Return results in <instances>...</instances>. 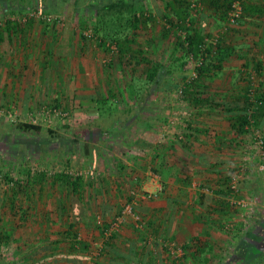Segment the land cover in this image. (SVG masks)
Instances as JSON below:
<instances>
[{"label":"rangeland","instance_id":"374dc122","mask_svg":"<svg viewBox=\"0 0 264 264\" xmlns=\"http://www.w3.org/2000/svg\"><path fill=\"white\" fill-rule=\"evenodd\" d=\"M168 1L171 0L136 1L137 9H144L152 13L154 20H151L145 25V28L138 30L136 41L132 43L131 46L133 49L144 48V50H146L145 53L151 59L162 61L166 65L172 66L175 64L174 62L176 61L175 58L178 52L176 51L174 43L175 36H165V27H169L167 17L171 16L170 13H172L166 8ZM190 1L193 3L189 8L190 13H192L194 17H201L200 26H204L205 31L212 35V37L209 38V43H215L217 38H220L226 44L232 45L235 49L234 53L225 57L222 69L217 70L214 75L207 78L205 86L194 89V92H199V97L204 100L201 104L192 103L189 100L190 95L184 98V92L180 95L179 89L161 90L158 88L157 84L153 83L151 85V83L147 82L144 66L139 67L137 77H135L134 80L136 86L139 84V88L136 89V92L140 93V97L131 100L129 97L130 90L127 91V89L129 88L128 84L131 79L133 65L128 63L123 65L118 64V60L117 58L115 59L113 53L105 54V51L98 47V40L94 32L96 17L93 16V13L97 10L96 6L99 5L98 1L81 0L80 6L75 5V0L8 1V4L13 5L17 9V11L9 17L12 16L17 20H23L27 15L25 11L21 9L23 7H36L34 10H31V12H40L41 15H53V17L57 16V20L53 18V21L50 22L39 16L36 19L32 18L33 21L44 25H50L54 29L58 27L64 30V32L62 31L64 36L70 35V37H72L74 34L76 36L74 37L76 41L75 39L74 42L72 39H70V41L76 45V48L78 45L77 36L79 37V49L77 48L73 55L82 61V72L85 71V73H87V79L90 78L91 73H95L97 70V73L100 75L99 84L96 85V88L93 87L92 90L95 91L100 89L97 90L99 96L107 90L103 82V80L106 81V79L111 80L112 87L116 89L125 87L127 92L124 93L126 95L125 99L120 98V100H122L120 106L122 108H120V111L116 109V111L112 112L114 114H111V112H109V114L106 113V120L104 121L99 117L98 120H93L91 115L88 116V114H86L87 110L82 111L77 109L75 107L76 101L78 104H81V101L79 102L76 98L72 97V91L68 93L66 91L68 88H66V90L64 89L65 94L60 98L62 102L54 103L48 100L43 102L51 106L58 104L64 108L73 110L72 118L74 121H66L64 123L56 122L52 127L58 131V136H51L47 130L41 133L12 131L15 140L7 146L9 150L5 154L0 150V155H3L0 158V231L9 233L13 240L9 245L0 247V264H60L63 261H68L66 255L73 256L75 251L68 246L59 248L64 242L63 240L62 242L60 241V243L55 242L56 245L53 241L57 240L58 236L59 239H61L63 236L57 234L65 231L72 222L76 227V229L74 228L72 231H77L82 240H85L90 246L88 250H78L79 252H75L78 253L76 256L70 257L72 260L77 259V261H79L77 264L88 263L90 261V248L93 246L92 252L95 251V248H97V240L99 242L105 240L101 234V226L99 225H103L109 214L104 216L103 210L105 208L98 207L102 205L101 203H104L105 197L92 192V196L95 197H92L93 199L84 206V204L82 205L80 203L79 198H73L72 196L68 197L66 188L61 184H53L52 182V175L65 167H69L73 170L88 169L89 162L82 155L81 142L77 143L73 141V139H77L75 133L78 132L92 135L96 133L91 137V140L105 149L102 157L98 160L95 170L98 175L101 173L104 179H113L112 176L117 175V171L118 173L121 172L123 168L121 162L124 164L126 162L130 164L135 162L137 165H141V170H138L139 173H143V175L140 176L141 180L136 178L135 181L130 179L128 182L126 181V185L124 186L126 190L124 195L121 196V198H129L130 191L134 189L142 196L146 193L152 194V197L149 199L139 197L137 200L139 206L137 205L138 207L136 210L143 215L146 222L145 228L141 231L136 230L135 225L132 223L134 222L132 219L129 225V230L131 231L129 233H133L135 237L142 241V244H139L140 250L138 253H140L144 259L143 262H138L136 264H166L172 262L174 257L169 251L166 244L167 242H175L176 247H181L184 243L181 240L183 232H191L192 234L197 233L196 236L202 235L203 237V228L208 227V231L218 234V237L215 239L217 248H215L210 255L211 264H224L226 259L233 257L232 255H240L238 250L239 239L246 231L245 229H240V224L242 222L246 223L248 220L250 224H254L256 219L264 217V174L261 173L258 168L260 151H258L259 147L256 146L257 144L254 138L256 129H260L261 133L264 135V125L261 129L253 124L249 133L238 135L239 158L236 160L237 163H232V165H235L234 170H232L234 171L233 176L236 174L243 175L239 182V187H241V189L234 198L233 193L229 196L230 207L228 206V208L230 209V217H225L220 221L221 223L217 222L209 226L203 223V217L206 220L207 214L211 216L213 210L211 209L202 213L201 207H194L199 210V212H194L191 205L193 191L189 190L190 192L188 191V193L179 192L177 190L178 188L172 187V185L169 189L166 187L167 185L162 184L161 179L163 178H159L160 174L158 172L162 173L165 169V166H163L164 163V165L167 163L169 165L172 164L165 156L162 159L163 163H158L156 160L158 156L156 157V154H153V146H150L151 144L149 143L153 144V142L156 143V141L159 143L161 141L162 144H165V142L170 144L172 141L182 142L173 138H177V134H169L171 131L168 133L163 128V125L170 117L181 116V111L186 110L190 114L195 113L194 108L198 106L200 109H203L206 114H209L208 118L205 115V117L201 119L203 122H206L205 124L199 120L201 124H198V126L200 127L206 124L209 126L214 125V123L217 125L218 123L216 122L220 121L229 125L230 121L225 116L227 113L224 107L220 106L218 103H223L224 105H232L233 102L237 103L238 97L244 95L247 89H250L249 95L252 101H255L258 92L260 90L264 91V69L259 73L255 65L256 61H264V16L262 18L247 16V18L242 19V22L239 24L237 21H232V15L229 21H217L213 16L216 15L215 10L211 9L208 0H206L205 3L201 0ZM61 3L64 5L62 9L60 8ZM60 9L62 10L61 12ZM0 10H2L1 6ZM6 18L4 14H0V23L1 20ZM83 21L90 22L91 26H85V23L82 24ZM27 22L25 23L29 24ZM71 25L73 26L74 32L69 33V28L66 29V27H70ZM85 32L92 35L89 36V44L87 45H85V41H83L81 37ZM66 39L67 38L64 37L65 43L63 46H68ZM70 45H72V43ZM65 56L64 54L61 57L65 58ZM112 59L114 64L110 66L109 62ZM189 61H191V58L188 57L184 65L178 62L176 66H173L174 74L167 75L166 78L163 79V82L166 83L167 80H171L175 83L179 82V87H185L187 80H192L193 77H195V69L193 65L189 64ZM93 64H95L94 69L96 70L92 69ZM61 71L58 74H62V79L63 75L67 77L66 81L63 79L65 87L67 83L69 84L68 80L71 78L69 72L70 68L68 67L65 70L62 67ZM81 90L88 91L90 89L82 84ZM115 102L116 101H113V98H111L108 105H113L114 109L116 105ZM124 108L125 110H122ZM14 111L19 113L13 112L12 118L2 117L3 121L0 122V125H2L3 129L8 120L14 121L13 119L22 116V113L18 109H14ZM115 113L116 116L120 118L119 120L115 117ZM135 113H138L137 115L141 116V119L144 120L141 123L142 127L138 129V126L134 124L133 127L128 130L123 124L128 120L131 122L133 117H135ZM190 114L184 117L185 120L190 117ZM154 117H161L160 125L157 126L156 129H150V131L149 129H145L147 124H152L149 121L153 120ZM120 124L122 128H116ZM144 126L145 128H143ZM219 127L217 129H211V133L207 134L206 138L217 134L218 131L221 132L218 130L220 129ZM44 128L48 129L47 127ZM102 130L111 133L112 138L109 134L104 138L99 137L97 133H100ZM153 132L154 134H152ZM2 135L3 132L1 136ZM155 135L156 137L154 138ZM135 140H139L138 145L135 144ZM186 140L187 139H185L184 142ZM188 144L189 142L187 141L186 145ZM228 144H230V142ZM141 145L145 148H140L142 147ZM132 150L139 156L138 159L128 156V154L132 153ZM24 155H26V158L22 161L21 159ZM153 157H156L154 159L157 161L156 163L152 162ZM60 159H63L62 163L59 162ZM128 160H130V162H128ZM189 161H191L188 164L189 172L195 173L196 171L190 168L191 165L195 166L192 159ZM29 169L31 171L33 170L35 173L38 171L46 172L48 179L44 183L43 190H39V187H36V191H31L30 195L22 194L17 196L14 192V183L8 181L6 176L11 174L10 176H14L15 179L26 182L28 177L27 170ZM232 170L231 173L233 172ZM164 172L167 173V170ZM103 178H100L99 182L96 184L101 185L100 183H102L101 180H103ZM152 179L156 181L155 183L159 184L160 189H153V186L150 185L153 183ZM245 183H249V187L245 186ZM198 185L199 180H196L195 187H198ZM210 193H212V191H210ZM170 195H176L179 199H184L187 196V202L185 200L186 204H188L187 209L177 207V204H180L182 200L176 203L177 206L174 204L175 202L168 201L167 199ZM232 199H234V201L243 200L246 202V206L244 207L236 202L232 203ZM13 200L15 202V210L11 209ZM61 201L67 204L66 212L64 211L66 220H62L59 224L61 220L59 215L62 212ZM115 203L120 205L121 202L118 199ZM200 204L202 203L200 202ZM21 206L24 208L27 206L29 207V213L26 217H23L21 214L23 209L21 208V210H19ZM82 207L86 209L84 208L85 210H82ZM176 210L180 211V215L187 216L189 219L192 215L196 214L199 223L188 226H186L187 223L174 225L169 221V217L173 218V221L174 219H178L180 215L176 214ZM51 217L54 218L53 221H51ZM249 217H251V221ZM55 219L57 221H55ZM111 219L112 218H110V220ZM182 219L179 218L181 221ZM150 224L157 229V232L152 231ZM206 224H208V222H206ZM229 228L235 229L233 232L234 234L229 233ZM50 236L51 239H49ZM172 237H174L175 240H172ZM49 240L50 244L54 246L52 254L41 255L46 251L42 249L46 247V242ZM137 241L139 240H135L136 243L131 242L129 246H137ZM126 244H128V242L120 243L122 246L119 247V249L123 250V247H127ZM33 253V257H29ZM24 257H29L30 259L27 258L23 260ZM188 258V260H184V264H200L193 257L189 256Z\"/></svg>","mask_w":264,"mask_h":264},{"label":"trees","instance_id":"16d2710c","mask_svg":"<svg viewBox=\"0 0 264 264\" xmlns=\"http://www.w3.org/2000/svg\"><path fill=\"white\" fill-rule=\"evenodd\" d=\"M9 0H1V7L0 14L7 17L4 20H1L0 23V39L2 38L1 29L6 25L4 29H11L12 26H21L25 24L24 20H17L13 19V17H9L13 15L17 9L13 6L8 4ZM15 1V0H12ZM98 1V6H96V12L93 13L96 17V26L94 27L95 37L98 40L97 44L105 54L113 53L115 59L117 58L118 64H131L133 65L131 79L128 84L129 97L131 100L135 98L138 99L140 97V93L136 92V89L139 88V84L137 86L134 84L135 77H137V71L140 66L145 67V76L147 82L157 84L158 88L161 90H175L178 89L180 86L179 82L175 83L171 80H167L166 83L163 82V79L166 78L169 74H174L173 66H176L178 62H181L182 65L185 64L188 57L192 54L193 56L200 60V65L197 66V76L193 77L192 80H187L186 86L183 87V92L185 94L184 98L190 95V101L192 103H201L203 102V98L199 97V92H194L195 88H200L206 85L207 78H210L214 75L217 70H221L223 67V62L225 57L231 53L235 52V49L232 45L226 44L220 38H217V41L209 43V38L212 37L211 33H207L204 29V26H200V18L194 17L192 13H190L189 8L193 4L190 0H171L167 2L166 8H168L172 13L171 16L167 17L169 22V27H165V36L170 37L171 35L175 36V48L178 52L176 56L175 64L172 66H168L162 61H155L151 59L144 50V48L140 49H133L132 43L136 41V35L139 29L145 28L151 20H154L152 13L147 12L144 9L138 10L137 9V0H96ZM204 3L206 0H201ZM13 4V2H12ZM81 0H75V5L80 6ZM208 4L211 9L215 10V14L213 15L217 21H229L231 17L232 11L236 8V6H241V13L239 16H236V21L239 23L242 22V19L247 18V16L259 17L262 18L264 16V0H208ZM63 3H61L60 8H63ZM23 7V6H22ZM21 7V8H22ZM36 7H28L22 8V11H25L26 15L28 16V22H33V19H30V12L34 10ZM60 9V12L62 11ZM85 23V26H91L90 22H82ZM4 25V26H3ZM50 26V25H48ZM181 33V34H180ZM83 41H85V45L89 44L88 39L89 36L82 34L81 35ZM114 46V47H113ZM114 62L113 59L110 60L109 65L113 66ZM256 68L261 73L264 69V61H256L255 62ZM186 79V78H185ZM132 80V81H131ZM150 85V86H151ZM146 86V85H145ZM147 87V86H146ZM148 88V87H147ZM199 91V89H198ZM250 89H247L244 95H240L238 97V102L235 106L231 105H224L223 103H218L220 106L224 107L225 111L230 114L231 120V127L232 130L237 133V135H242L245 133H249L251 130V126L255 124L256 126L263 128L264 125V91L260 90L255 97V101H252L249 95ZM187 98V97H186ZM98 110H99V118H105V114H114L112 112L120 109V102L118 101L113 109V105H108L111 101V97L98 99ZM137 101V100H135ZM242 104V105H241ZM58 105V104H56ZM115 117L119 118L116 116ZM98 119V118H97ZM3 121L2 117H0V122ZM183 128V139H177L179 141L184 142L187 137L190 136H198V135H207L210 134L208 129L195 127L194 120L186 119L184 124L182 125ZM19 131V132H36L41 133L44 130H47L51 136H58V131L54 128L50 127L45 129L42 125L33 124L25 121H12L8 120L5 124V128L3 129L2 125H0V150L5 154L9 148L7 147L11 142L15 140L12 131ZM3 132V135L1 136ZM7 132V133H6ZM96 133H94L95 135ZM99 137H106L108 132L101 131ZM94 135L92 134H82V133H75L76 140L73 139L75 142H81V150L82 155L87 159L89 162V169L96 170V166L98 163L99 158L102 157L103 153L105 152L104 148L98 143L93 142L91 137ZM7 149V150H6ZM3 155H0V158ZM26 155L23 156L21 159L24 161ZM156 158V157H154ZM63 159H60V163H62ZM154 163V161L152 160ZM122 167L127 169L128 171V179L135 181L136 178L140 179V176H133L135 169H132L128 164H124L121 162ZM164 166V164H163ZM11 175V174H10ZM7 175L6 178L8 181L14 183L15 186V193L17 196L22 194L30 195L31 191H36V187H39V190H43L44 183L48 179V175L46 172L38 171L35 173L33 170H27V180L26 182L15 179L14 176ZM103 175L101 173L93 178L90 176H76L69 173H65L64 171H58L54 175H52V182L53 184H61L64 188H66L67 196H72L73 198H79L80 203L86 206L87 202L91 201L95 196H92V192L95 194H100L101 196H105V193L101 189H105V182L103 180L100 188V192L96 191L97 182H99L100 178ZM122 178L126 179L125 176H121ZM233 175L227 176L224 179V183L226 185L225 189L220 188L219 192L226 196H230L234 191L232 188V180ZM122 182V181H121ZM121 184V183H120ZM124 185V183H123ZM239 186V184H238ZM202 187H206L202 185ZM241 189V187H239ZM201 189V188H200ZM211 189V188H210ZM135 190V189H134ZM132 190V191H134ZM132 191L129 194V200L126 204L133 201V194ZM197 195V200L202 202L205 201L206 195L201 193ZM30 197V196H29ZM93 197V198H92ZM17 200V197H16ZM62 200V199H61ZM62 202V201H61ZM103 202H106L103 201ZM173 202L178 203L179 199L173 200ZM14 200L11 203V209L15 210L14 207ZM105 205V204H104ZM135 211L140 214L136 208ZM67 204L64 202L61 203V213L60 219L65 220L64 213L66 212ZM227 206L230 207V204ZM22 210L23 217H26L29 213V207H19V210ZM83 208V207H82ZM85 208V207H84ZM82 210H85V209ZM124 209L122 207L119 212ZM18 210V212H19ZM65 211V212H64ZM112 211V207L105 206L103 210V215L107 216L110 215ZM118 212V213H119ZM117 215V214H116ZM115 215V216H116ZM141 215V214H140ZM144 219L143 215H141ZM252 217V216H251ZM251 217L250 221H251ZM114 219V218H113ZM105 220L103 225L101 226V234L105 238V232L107 229H110L111 222L113 221ZM132 219V218H131ZM145 220V219H144ZM134 225L136 230L141 231L145 228L138 227L136 221H134ZM152 231L157 232V229L152 225ZM153 226V227H152ZM75 224L72 222L68 227V230L65 231V236L59 239L57 242L60 243L62 240L63 243H68L70 249H78V250H88L90 247L85 240L79 239V234L77 231H72L74 229ZM245 227V228H244ZM240 229H245V234L240 236L239 239V252L240 255H232L224 261V264H264V217L260 219H256L254 224H250L249 220L246 223L242 222L240 224ZM121 230V229H120ZM120 230L114 232L110 237H106L105 240L97 243H100L101 249L100 253L96 258L92 256V247L89 251V260L93 258L94 264H105L104 261L101 262V258L107 252V247H109V240L115 241L120 236ZM235 229L229 228V233L234 234L233 232ZM12 236L9 233H5L4 231H0V247L3 245H9L12 242ZM172 240H175L172 237ZM83 247V248H82ZM184 251L183 256L174 258L172 262L166 264H184V260H188L189 256L193 257L198 263L200 264H211L210 263V255L212 254L214 247L210 246L209 244H205L204 240L200 239V237L196 236L187 242H184L181 246ZM116 250V249H115ZM118 256L132 259L136 262H143L141 254L138 253L137 248L135 245L130 248V253L125 254L120 250L115 251ZM137 253L139 255H137ZM34 253L31 254L29 257H33ZM29 257H24L23 260H26ZM183 258V259H182ZM239 260V261H238ZM67 264H77L79 261L77 259H71L68 257ZM87 262V261H86ZM87 264V263H84Z\"/></svg>","mask_w":264,"mask_h":264},{"label":"crops","instance_id":"0c3cea01","mask_svg":"<svg viewBox=\"0 0 264 264\" xmlns=\"http://www.w3.org/2000/svg\"><path fill=\"white\" fill-rule=\"evenodd\" d=\"M4 28H6V25L3 27V29H1L2 38L0 39V108H5L8 109L9 111L11 110L14 111V109H18L22 113V115H25L29 111L38 109L43 104V102L47 100L53 101L54 103L62 102L60 98H62V96L65 94L64 89L66 90V88H68L66 90L68 93L72 91L71 93L72 97L76 98L79 102L81 101L80 102L81 104H78L76 101L75 107L82 111L87 110L86 114H88V116L91 115L93 120L94 119L98 120L97 118L100 117L98 110V101H97L98 99L111 97L113 98V101L114 100L116 101L115 103H117L119 100L121 106L122 100H120V98L125 99L126 95L124 93L128 91V89L126 91L125 87L116 89L112 87L111 80L106 79V81L103 80V82L105 83L104 87L107 89L105 93L103 92L99 96L97 90L100 89H97L95 91L92 90L93 87L96 88V85L99 84L100 75L97 73V70L94 69L95 64H93L92 69L96 70V72L91 73L90 78L87 79V75H86L87 73H85V71L82 72V67H81L82 61L76 56L74 57L73 55L80 44L78 36H77L78 45L76 48V45H74L73 43L74 39L76 41V38H74L76 36L74 34L72 35V37H70L69 34H67L69 36H64L63 35L64 30H61L58 27L54 29L51 26L40 24L33 21L29 24H24L21 26H12L11 29H4ZM66 29L69 30L68 31L69 33L74 32L72 25L70 27H66ZM64 37L67 38L66 40L68 46H63V44L65 43ZM70 39H72L73 42H71ZM69 42L70 44L72 43V45H70ZM64 54L66 55L65 58L61 57ZM61 66L65 70L68 67L70 68L69 72L71 78L68 80L69 84L67 83L65 87H64V80L66 81L67 77L63 75V79H64L63 80L62 74L60 75L58 74L61 71L62 68ZM82 84L87 88H89L90 90L82 91L81 90ZM235 105L236 103L233 102L231 106H235ZM122 110H125V108ZM194 110L195 113H191V114L189 113L190 117L187 119L194 120L195 127L208 129L211 133L212 131L211 129L214 128L217 129L220 126L219 127L220 129L218 130H220L221 132L218 131L217 134L209 138H206L207 135H198V136L187 137V140L185 142L172 141V143L170 144L168 142L162 144L161 141L160 143L156 141V143L153 142V144L152 143L149 144H151L150 146H153V154H156V157L158 156L159 160L156 158L158 163L159 162L163 163L162 159L165 156V158L167 157V160L169 159L170 163L172 164L169 165L167 163L166 165H164L165 169L162 171V173L158 172L160 174L159 178L160 177L163 178L161 179L162 184L167 185L166 186L167 188H169L172 185V187L178 188L177 190L179 192L188 193L189 190L193 191L194 193L192 196L193 198L191 197L193 199L191 205L194 212L195 211L199 212V210L196 209L199 207L202 208L201 210L202 213L204 211L206 212L211 209L213 210V214L212 215L210 214L211 216L207 214L206 220L203 217L204 219L203 223L209 226L210 224H214L222 221L225 217L226 218L230 217V213H229L230 209L227 206L228 204H230L229 196L221 194L219 190L220 188L225 189L226 185L224 183V179H226L227 176L233 175L234 173L233 170L235 165H232V163L233 164L237 163L236 160L239 158L238 156L239 138H237L238 137L237 133L232 130L230 114L228 112H226L227 114H225V116L230 121L229 125L225 122L220 121V122H216L218 123L217 125L214 123V125L209 126L206 124L200 127L198 126V124H201L199 123V120L200 122H203V120L201 119L204 118L205 115L208 118L209 114H206L204 110L200 109V107L198 106H195ZM137 114L138 113H135V117H133L131 122H129L128 120L123 124L128 128V130H130V128H132L134 124L138 126V129L139 127L140 128L142 127L141 123L144 120L141 119L142 117L138 116ZM102 119L104 121L106 120L105 118ZM119 119L120 118H117V120ZM160 119L161 117L160 118L154 117L153 120L149 121L152 124H147L148 128L147 127L145 128V126L143 128L149 129V131L150 129L152 130L156 129L157 126L160 125ZM203 123L205 124L206 122ZM221 123H225V124H221ZM118 127L122 128L121 124L118 125L116 128ZM152 134H154V132ZM109 135L111 137V133H109ZM155 137L156 135L154 136V138ZM187 141L189 142L188 145H186ZM134 142H136L135 144L138 145L139 140L138 141L135 140ZM229 142L231 145L228 144ZM140 148L144 149L145 147L142 146ZM131 152L132 153L130 154L127 153L130 158H137V159L139 158V156L135 154L134 150H132ZM154 159L155 158L153 157L152 160L154 161V163H156L157 161ZM190 159H192V162L195 165L192 166L191 163L190 168L196 171L195 173L189 172L188 164L189 162H191L189 161ZM128 162H130V160H128ZM126 164L130 165V167L132 166V169H136L134 173H132V175H135L137 177L143 175V173L138 172V170L139 171L141 170L140 164L137 165L135 162L131 164L126 162ZM166 170L167 173L164 172ZM231 170L233 171L232 173ZM127 171H128L127 169L122 168L121 172L118 173L117 171V175L112 176L113 179L106 178L104 180V182L106 183L105 184L106 188L105 189L103 188L101 190H103L105 193L106 202L101 203L102 205L98 207L105 208L106 205L108 207L109 206L112 207V213H110V215L107 216V220L109 221H111L115 217V215L119 212V210L122 207H125L127 201L129 200L128 197L127 199L121 198V196L124 195L126 190L124 186L126 185L125 182L129 176L128 173H126ZM122 175L125 176L126 179L122 178L121 177ZM196 180H199L200 184L206 187H210L211 188L210 191H212V193L204 192L202 189L195 187ZM152 181L153 183L150 185L153 186V189L154 190L160 189L159 184L155 183L156 181L154 179H152ZM245 184H246L245 186L249 187V183H245ZM101 187H102L101 185H97V188L95 190L100 192ZM199 191L206 195L205 198L206 200L202 201L201 202L202 204H200V201L197 200V195L200 194ZM172 196L170 195L167 200L173 202V200L179 199V197L176 195H172ZM118 199L121 202L120 205H117V203H115V201ZM180 200L182 201L180 202V204H177L178 206L176 205V203L174 204L178 208L187 209L188 206V204H186L188 200L187 196L184 199L180 198L179 201ZM179 212L180 211L178 210L176 214L180 215ZM157 213L159 214L158 211ZM110 218L112 219L110 220ZM179 218L180 219L183 218L182 221L179 220ZM179 218L174 219L173 221V218L169 217V221L174 225H177L179 223H184V224L187 223L186 226L196 225L199 223V220H197L198 216L196 214L192 215L190 219L189 217L183 215H180ZM53 220L54 218L51 217V221ZM132 220L130 217H128L125 220L122 227L120 228L121 229L120 236L118 239H116L115 241L109 240L108 242L109 247H107V252L101 258V262L104 261L105 264L138 263L132 259H129L128 257L124 258L118 256V254L115 252L117 249L120 250L119 247L122 246L120 245V243L128 242V244H126L127 247H123L122 248L123 250L120 251L129 255L130 248H132L133 246V245L129 246V244L131 242L134 243L135 240H139L137 241L138 242L137 246H135L137 247V251L139 252L140 250L139 244H142L141 239L135 237L133 233L131 234L129 233L131 232L129 230V225L132 222ZM55 221L57 220L55 219ZM61 222L62 219L60 220L59 224ZM206 222H208V224H206ZM132 223L134 224V222ZM74 228L76 229V227ZM208 228H203L204 230L203 237L202 235H200L201 237L200 236L198 237L204 240L205 244H209L210 246H213L215 249L217 248V244H215V239L216 237H218V234L215 232L208 231ZM67 230L68 228H66L65 231ZM65 231L58 233L57 235L65 236L64 234ZM196 235L197 233L192 234L191 232H183L181 240L183 242H187L188 240H191L192 238L196 237ZM49 239H51V236ZM58 240H59V236L57 240L53 241V243L55 244V242H57ZM63 246L69 247V244L62 243L59 248H62ZM42 250H46V251H44L43 252L44 254L42 253L41 255L52 254V250H54V246L50 244V240L46 242V247H44ZM73 251L79 252L78 249L76 248H74ZM75 252L73 253V256L72 255H66V256L74 257L78 254ZM139 254L137 253V255ZM67 263H68L67 261L66 262L63 261L60 264H67Z\"/></svg>","mask_w":264,"mask_h":264},{"label":"built area","instance_id":"2783aa9c","mask_svg":"<svg viewBox=\"0 0 264 264\" xmlns=\"http://www.w3.org/2000/svg\"><path fill=\"white\" fill-rule=\"evenodd\" d=\"M241 9H242L241 6L237 5L236 8L234 9V11H232V13H231L232 21H236V16L240 15ZM29 16H30V19H32V18L36 19L37 17L41 16L42 18H44L50 22L53 21L52 20L53 18L55 20H57V16L53 17V15H47V14L41 15L40 12H30ZM13 19H15V18H13ZM23 20L25 22H27L29 20L28 16H25V18H23ZM85 34L87 36H92L91 34H87L86 32H85ZM189 58H191V61H189V64L193 65V67L195 69L194 76H197V66H199L201 62H200V60L196 59L193 56V54ZM178 89H179V94L182 95L183 87H179ZM13 112H15V111H12V110L9 111L8 109L0 108V117L12 118ZM15 113L18 114L19 112H15ZM180 113L182 114L181 116L170 117L166 121V123L163 125V128L165 131H167L168 133L171 131L169 134H177V138L173 137L176 140L177 139H183V137H184L183 136V128H182L181 124L183 125L184 124L183 122H185L184 117L189 115V112L186 110L181 111ZM22 116H24V117H22ZM22 116L17 118V119H13V120L14 121H25V122H29V123H33V124H38V125H42L43 127H47V128L53 127L56 124V122L64 123L66 121H69V122L74 121L72 118L73 110L68 109V108H64L63 106L56 105V104L51 106L48 103H43L38 109L29 111L25 115H22ZM254 135H255V137H254L255 142L257 144L256 146L259 147L258 151H260L259 152L258 168H259V171L264 174V135H263V133H261L260 129H256ZM169 137H171V136H169ZM60 171H64L65 173H69V174L76 175V176L80 175V176L88 177L91 175V177H93V178L96 176V171L89 169V168L88 169L73 170L69 167H65V168L61 169ZM242 176H243L242 174H236L233 177V180H232V188L234 191L233 192V194H234L233 198L235 197L236 194H238V192L240 190L238 184H239ZM197 188H201L204 192H210V188L202 187V184H200V183H199ZM132 194L134 196L133 201L126 204L124 209L121 212L117 213V215L114 217L113 221L111 222L112 225H111L110 229L106 230L105 236L107 238L110 237L114 232L120 230L123 223L125 222V220L128 217H130L134 221H136L138 227H143L146 224L145 220L142 218V216L140 214H138L135 211L134 207L137 204V200L139 197H142L144 199H149L150 197H152V194L146 193L147 195L143 194V196H142L136 190L132 191ZM234 202H236V203H238L244 207L246 206V202H244L243 200H237V201L235 200L234 201V199H232V203H234ZM252 204H253V202H252ZM79 239H82V238L79 236ZM166 244L169 248L171 255L174 258L183 256V254H184L183 249L181 247H176L175 242H169V243L167 242ZM100 249H101V245H99V243H97V248H95V251L92 252L93 258H96L99 255ZM93 258H91V260L87 264H94Z\"/></svg>","mask_w":264,"mask_h":264}]
</instances>
